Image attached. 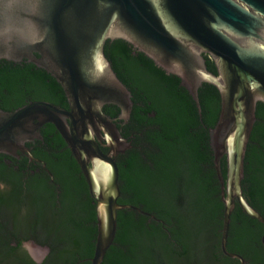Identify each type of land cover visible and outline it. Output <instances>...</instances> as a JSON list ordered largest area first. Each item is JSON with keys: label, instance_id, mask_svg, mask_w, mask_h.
Here are the masks:
<instances>
[{"label": "water", "instance_id": "water-1", "mask_svg": "<svg viewBox=\"0 0 264 264\" xmlns=\"http://www.w3.org/2000/svg\"><path fill=\"white\" fill-rule=\"evenodd\" d=\"M0 264H264V0H0Z\"/></svg>", "mask_w": 264, "mask_h": 264}]
</instances>
